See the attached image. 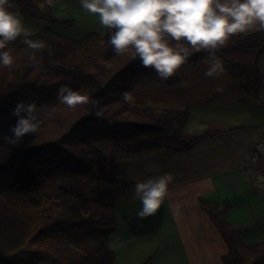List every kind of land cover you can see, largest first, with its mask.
Listing matches in <instances>:
<instances>
[{
    "label": "trees",
    "instance_id": "16d2710c",
    "mask_svg": "<svg viewBox=\"0 0 264 264\" xmlns=\"http://www.w3.org/2000/svg\"><path fill=\"white\" fill-rule=\"evenodd\" d=\"M14 3L22 16L75 25L49 10L41 11L35 0ZM110 35L107 29L104 35L76 41L52 29L35 33L32 39L48 45L36 54L39 65L29 59L31 49L22 38L9 45L15 62L10 68L0 65V264H114L115 253L108 243L117 228L113 204L75 189H64L44 201L45 185L58 179L123 184L107 175V158L95 143L111 144L126 154L154 149L184 152L217 132L212 128L187 132V108L134 106L121 99V93H132L139 85H178L180 72L203 63L206 51L193 52L177 74L165 81L142 67L131 52L114 54ZM216 55L245 93L260 96L264 30L227 43ZM62 85L87 95L89 103L75 110L60 104L56 93ZM18 102H36L55 112L41 117L36 136L27 134L12 144L4 137L12 136L10 129L17 121L12 111ZM200 204L228 246L224 264H264V243L250 247L240 240L242 230L226 219L229 207L202 198ZM245 248L254 250L251 258L245 256Z\"/></svg>",
    "mask_w": 264,
    "mask_h": 264
},
{
    "label": "crops",
    "instance_id": "0c3cea01",
    "mask_svg": "<svg viewBox=\"0 0 264 264\" xmlns=\"http://www.w3.org/2000/svg\"><path fill=\"white\" fill-rule=\"evenodd\" d=\"M37 4L41 0H35ZM51 11L74 26L53 24L26 17L33 34L52 29H75L72 38L82 41L107 29L98 16L81 7L80 0H55ZM37 31V32H36ZM257 30L249 31V33ZM85 33V34H84ZM78 39V37H83ZM205 62L182 70L179 84L139 85L132 94L134 106L187 108L189 133L217 132L190 151L154 149L126 154L114 146L107 153V175L123 184H109L102 199L113 204L117 228L108 243L115 253L114 264H224L228 246L200 199L229 207L227 221L242 230L240 240L248 246L264 243V192L254 184L253 149L264 139V55L260 60V96L245 93L225 72L217 78L204 75ZM217 87L223 88L217 92ZM171 173L174 177L162 208L154 216L139 218L142 205L134 198L136 182Z\"/></svg>",
    "mask_w": 264,
    "mask_h": 264
},
{
    "label": "clouds",
    "instance_id": "9594fccd",
    "mask_svg": "<svg viewBox=\"0 0 264 264\" xmlns=\"http://www.w3.org/2000/svg\"><path fill=\"white\" fill-rule=\"evenodd\" d=\"M54 3L55 0H41L38 7L43 11ZM80 4L86 12L98 16L99 24L111 32L109 43L114 54L131 52L142 67L154 70L165 81L177 74L193 52L201 51L208 53L204 75L220 77L225 67L216 53L237 35L264 30V0H80ZM16 8L14 0H0V65L10 68L14 64V49L9 45L20 38L31 49L29 59L39 65L41 60L36 54L48 49V45L42 39L31 38L33 32ZM216 91L222 92L223 88L217 87ZM56 97L72 110L90 100L69 85L60 86ZM121 99L131 105L136 102L129 91L121 93ZM54 112L55 108L47 105L18 102L12 111L17 117L10 129L12 136L4 140L18 144L27 134L36 136L43 124L41 117H51ZM173 179L171 173H164L135 183L134 198L142 205L137 212L139 218L158 213Z\"/></svg>",
    "mask_w": 264,
    "mask_h": 264
},
{
    "label": "rangeland",
    "instance_id": "374dc122",
    "mask_svg": "<svg viewBox=\"0 0 264 264\" xmlns=\"http://www.w3.org/2000/svg\"><path fill=\"white\" fill-rule=\"evenodd\" d=\"M22 18L26 19L25 16H22ZM59 31L62 34H67L70 37L75 38V37H73L74 33H75V29L70 30V28H63ZM248 33L237 35V36L231 38L228 41V43L234 42L235 40L242 38L243 36H245ZM84 37L85 36H83V37L80 36V37H78V39H83ZM136 89H139V88H136ZM136 97H137V93H136L135 98ZM95 146L101 152H105V153H107V151L109 149H114V147L111 144H106V143H95ZM107 187H109V184H97V183L83 182V181H78V180H73V179H58L56 181L50 182V183L45 185L44 190H43L42 195H41V199L44 201H47L50 197L60 193L64 189H75V190L82 192L83 194H85L88 197L102 198V197H105L104 192H105V189H107ZM250 247H252V246H250ZM253 251H254L253 249L245 248L244 254L247 258H251L253 256Z\"/></svg>",
    "mask_w": 264,
    "mask_h": 264
},
{
    "label": "built area",
    "instance_id": "2783aa9c",
    "mask_svg": "<svg viewBox=\"0 0 264 264\" xmlns=\"http://www.w3.org/2000/svg\"><path fill=\"white\" fill-rule=\"evenodd\" d=\"M254 184L264 192V139L256 144L251 155V165Z\"/></svg>",
    "mask_w": 264,
    "mask_h": 264
}]
</instances>
